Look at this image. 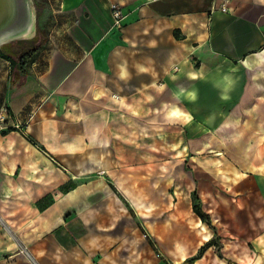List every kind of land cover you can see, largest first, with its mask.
I'll return each mask as SVG.
<instances>
[{
	"label": "crops",
	"instance_id": "0c3cea01",
	"mask_svg": "<svg viewBox=\"0 0 264 264\" xmlns=\"http://www.w3.org/2000/svg\"><path fill=\"white\" fill-rule=\"evenodd\" d=\"M46 1L24 72L0 55V264L193 257L213 234L186 164L264 168V0ZM210 249L193 263L230 264Z\"/></svg>",
	"mask_w": 264,
	"mask_h": 264
},
{
	"label": "rangeland",
	"instance_id": "374dc122",
	"mask_svg": "<svg viewBox=\"0 0 264 264\" xmlns=\"http://www.w3.org/2000/svg\"><path fill=\"white\" fill-rule=\"evenodd\" d=\"M32 3L36 12V29L31 36L10 42V52L14 57L25 49L36 51L48 35L50 6L46 0H32ZM185 169L191 172L189 176L194 181L193 186L201 198L203 209L210 216L211 224L207 227L216 242L211 246L210 254L218 255L220 261L230 264L242 262L246 256H250L248 263L264 264V168L239 175L237 170H231L216 156L211 159L201 154L188 162ZM253 174L261 176L260 185L255 184ZM170 192L175 193L174 186ZM140 225L145 236L151 242L155 241L154 236ZM164 256L173 264H195L187 260L175 262L167 253Z\"/></svg>",
	"mask_w": 264,
	"mask_h": 264
},
{
	"label": "water",
	"instance_id": "95a60500",
	"mask_svg": "<svg viewBox=\"0 0 264 264\" xmlns=\"http://www.w3.org/2000/svg\"><path fill=\"white\" fill-rule=\"evenodd\" d=\"M34 21L36 12L32 0H0V47L13 41L9 39L19 31H32Z\"/></svg>",
	"mask_w": 264,
	"mask_h": 264
},
{
	"label": "trees",
	"instance_id": "16d2710c",
	"mask_svg": "<svg viewBox=\"0 0 264 264\" xmlns=\"http://www.w3.org/2000/svg\"><path fill=\"white\" fill-rule=\"evenodd\" d=\"M47 39V36H46ZM45 39V41H46ZM44 41V42H45ZM10 48H11V43L5 44L0 48V55H2L3 57H6L8 59L11 60V62L13 63L14 66H18V68L21 70V72H24L25 70V65L27 63V61H29V59L32 57L33 55V51H31L30 49H25L23 50L17 57L12 56L11 52H10ZM192 200H193V209L194 212L198 215V217H200V219L205 222L206 224L210 225V216L209 214L203 209L202 206V201L201 198L197 192V190H194L192 192ZM215 239L211 238L210 240H208L207 242H205L200 249L198 250V252L191 258H188L187 261L189 262H194L196 259L200 258L204 252L210 248L212 245H214Z\"/></svg>",
	"mask_w": 264,
	"mask_h": 264
},
{
	"label": "built area",
	"instance_id": "2783aa9c",
	"mask_svg": "<svg viewBox=\"0 0 264 264\" xmlns=\"http://www.w3.org/2000/svg\"><path fill=\"white\" fill-rule=\"evenodd\" d=\"M226 1H228V0H226ZM221 10L222 11H228L229 10L228 2L223 3V5L221 6ZM112 11H113V16H114V26L121 28L122 27V21H123L125 15L122 13L120 5L112 4ZM8 116H9L8 111L6 109H3L0 112V122L6 121L8 119ZM16 125H17V127H20L19 124H16ZM43 151L48 156V158H51L54 162H57L55 157H53L48 151H46V150H43ZM21 252H23V254L25 256L29 257L34 263L37 264L35 258L33 257L30 250L26 246L21 247Z\"/></svg>",
	"mask_w": 264,
	"mask_h": 264
},
{
	"label": "bare ground",
	"instance_id": "6f19581e",
	"mask_svg": "<svg viewBox=\"0 0 264 264\" xmlns=\"http://www.w3.org/2000/svg\"><path fill=\"white\" fill-rule=\"evenodd\" d=\"M32 28H33V29H31L32 31L28 30V31H25V32H22V33L19 31V34L14 35L9 40H14V39H17V38H25V37L31 36V34L34 32V29H36L35 28V21H34V25L32 26ZM199 226L201 227L202 230H206L205 224L199 223Z\"/></svg>",
	"mask_w": 264,
	"mask_h": 264
}]
</instances>
